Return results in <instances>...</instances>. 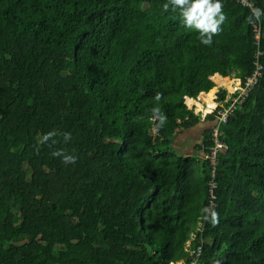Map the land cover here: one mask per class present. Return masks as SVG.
<instances>
[{"label": "trees", "instance_id": "16d2710c", "mask_svg": "<svg viewBox=\"0 0 264 264\" xmlns=\"http://www.w3.org/2000/svg\"><path fill=\"white\" fill-rule=\"evenodd\" d=\"M250 1L259 17L221 0L205 45L168 0H0V264L187 263L198 222L199 264H264V0ZM257 50L212 178L216 113L185 97L216 73L245 80Z\"/></svg>", "mask_w": 264, "mask_h": 264}, {"label": "built area", "instance_id": "2783aa9c", "mask_svg": "<svg viewBox=\"0 0 264 264\" xmlns=\"http://www.w3.org/2000/svg\"><path fill=\"white\" fill-rule=\"evenodd\" d=\"M240 2L243 6L248 7L251 12L255 15L254 4L250 0H236ZM255 28V40L257 44L259 43L260 39V30L257 25H254ZM262 52L261 50H257L254 58H255V69L251 72L249 76L245 78V80H242L240 78H233L232 81L234 83L231 85V90L225 87H222L223 90L226 91L225 97L223 100H218L217 95L212 100L213 104L211 108H207L206 105H203L201 108H197L195 103H193L191 106H188V108L193 109V111L197 114L199 112H202L201 118H205L207 114H214L216 113L215 117V125L212 127V140L213 144L208 147V152L205 154V158L209 159L210 164L212 166V178L215 174V166L217 163V154L220 150L226 149L227 145L220 140V131L219 126L222 123H225L228 119V117L236 110L238 104L243 103L246 97L248 96L249 92L254 88V86L258 83L260 77L262 76L263 67L261 63L259 62V57L261 56ZM198 109V110H197ZM216 187V184L214 181H212L209 184L208 189V196H209V202L213 203V200L215 198L214 195V189ZM203 229V225L201 222L197 223L196 228L190 234V239L185 244V255L189 258V262L180 261L176 264H199V257L201 255L202 246H203V240L202 238H198V235L201 233ZM196 243V244H195Z\"/></svg>", "mask_w": 264, "mask_h": 264}, {"label": "clouds", "instance_id": "9594fccd", "mask_svg": "<svg viewBox=\"0 0 264 264\" xmlns=\"http://www.w3.org/2000/svg\"><path fill=\"white\" fill-rule=\"evenodd\" d=\"M169 7L173 12L178 10L179 16L187 28L200 33L201 43L205 45L212 43V36L220 31V25L226 19L222 11L221 0H168L163 8L168 10ZM255 15L260 16L258 9L255 10ZM161 123H163V117H161ZM65 138L67 139V136ZM54 155H60V153H54ZM64 160L66 163L73 162L74 158L65 156ZM213 223H216L215 216H213Z\"/></svg>", "mask_w": 264, "mask_h": 264}, {"label": "crops", "instance_id": "0c3cea01", "mask_svg": "<svg viewBox=\"0 0 264 264\" xmlns=\"http://www.w3.org/2000/svg\"><path fill=\"white\" fill-rule=\"evenodd\" d=\"M216 76L213 77V82L215 83V87H213L211 90H214V92H218L219 91V87L222 88L224 85H223V80L228 78L230 79L231 77H222L220 76L219 74H215ZM218 79L220 84H218ZM229 88V86H227ZM209 92V91H208ZM208 92H204V91H201L200 95L198 96L199 99H202V96H207L208 97V100H204L206 101L207 104L209 105H212V92L208 93ZM217 95V94H216ZM201 97V98H200ZM187 99L190 100L189 97H185V101L188 105V102H187ZM211 99V100H210ZM191 103V102H190ZM202 104L206 105L205 102H201ZM200 106V105H199ZM208 127V124H204V125H201V124H198V125H195L194 127H191L189 129H186L185 131L183 132H180L177 137L175 138L174 142H173V147L175 148V150L178 152V153H183V152H191L192 149L197 145L199 144L200 140L202 139V134L205 130V128Z\"/></svg>", "mask_w": 264, "mask_h": 264}, {"label": "rangeland", "instance_id": "374dc122", "mask_svg": "<svg viewBox=\"0 0 264 264\" xmlns=\"http://www.w3.org/2000/svg\"><path fill=\"white\" fill-rule=\"evenodd\" d=\"M213 76V75H212ZM212 76H210V77H212ZM229 77H231L230 79H231V81L233 80V76H229ZM234 83V81H232V83H231V85ZM231 85H230V87L228 88L227 86H223V87H225V88H228V89H230L231 90ZM218 89H220V87L218 88ZM200 93L201 92H199L194 98H190V101H191V103H189V100L187 99V102H188V106H191L193 103H195V105H196V107L197 108H201L204 104H202L201 102H205L206 103V101H204V100H202L203 99V96H202V99H199V95H200ZM212 93H213V91H212ZM216 94H217V91L216 92H214L213 94H212V99H214L215 98V96H216ZM201 98V97H200ZM211 100V99H210ZM212 104H213V102H212ZM200 105V106H199ZM206 106H207V108H211L212 107V105H209V104H207L206 103ZM198 110V109H197Z\"/></svg>", "mask_w": 264, "mask_h": 264}, {"label": "bare ground", "instance_id": "6f19581e", "mask_svg": "<svg viewBox=\"0 0 264 264\" xmlns=\"http://www.w3.org/2000/svg\"><path fill=\"white\" fill-rule=\"evenodd\" d=\"M231 83H232L231 79L226 78V79L223 80V85L224 86H229L230 87ZM203 99L204 100H208V97L207 96H203Z\"/></svg>", "mask_w": 264, "mask_h": 264}]
</instances>
